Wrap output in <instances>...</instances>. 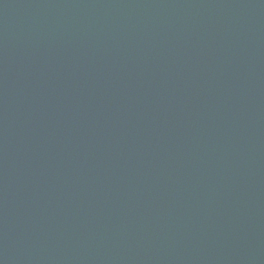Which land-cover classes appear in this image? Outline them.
Instances as JSON below:
<instances>
[{"label":"water","instance_id":"1","mask_svg":"<svg viewBox=\"0 0 264 264\" xmlns=\"http://www.w3.org/2000/svg\"><path fill=\"white\" fill-rule=\"evenodd\" d=\"M0 264H264V0H0Z\"/></svg>","mask_w":264,"mask_h":264}]
</instances>
